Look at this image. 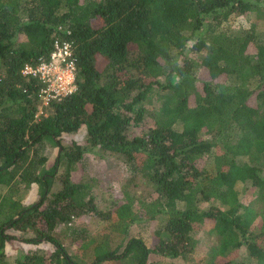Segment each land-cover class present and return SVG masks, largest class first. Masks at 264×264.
I'll return each mask as SVG.
<instances>
[{
  "label": "trees",
  "instance_id": "obj_1",
  "mask_svg": "<svg viewBox=\"0 0 264 264\" xmlns=\"http://www.w3.org/2000/svg\"><path fill=\"white\" fill-rule=\"evenodd\" d=\"M249 14L264 23V0H0V264H264V26L230 20ZM55 40L76 88L37 115L42 83L21 70ZM91 149L131 175L105 208ZM137 220L152 247L128 236ZM14 240L53 249L9 261Z\"/></svg>",
  "mask_w": 264,
  "mask_h": 264
},
{
  "label": "rangeland",
  "instance_id": "obj_2",
  "mask_svg": "<svg viewBox=\"0 0 264 264\" xmlns=\"http://www.w3.org/2000/svg\"><path fill=\"white\" fill-rule=\"evenodd\" d=\"M230 18L234 24H243L248 27L251 24H256L257 26H264V23L260 19H256L253 14L247 16H235ZM45 105L40 101L39 111L37 115H40L43 111ZM64 143H70L75 141L80 144L85 142V132L80 131L74 134H65L62 136ZM56 147L46 144L45 153L49 157H53L56 152ZM85 176L94 185V193L96 199L99 202V205L103 208L109 206L110 203L122 196V189L129 182L131 177L130 172L126 169V166L112 156L103 154L98 149H91L84 156L83 160ZM133 182L135 185L130 184V188L137 193H140L145 186L139 178H135ZM23 203L29 204L37 199L38 196V187L33 184L27 191L24 193ZM104 202V203H103ZM79 225H82L88 231H93L96 228V220L92 219L90 216H84L76 221ZM153 225L148 220H137L128 228V236L140 237L142 238L148 247H152L154 243L153 239ZM208 232H199L198 238L200 244L198 245L197 255L199 256L203 253V250L207 249L212 243L209 236L206 234ZM65 245L69 247L70 250H76V245H72L69 239L65 240ZM38 249H53L52 246L48 243H41L38 245L26 244L20 241L14 240L6 243L5 252L7 259L13 261L15 259H20L22 256L30 251ZM198 257V256H195ZM158 258L155 255L150 256V260H157ZM164 264H170V261L167 259H162ZM176 264H182V261H175ZM105 264H116L107 262Z\"/></svg>",
  "mask_w": 264,
  "mask_h": 264
},
{
  "label": "built area",
  "instance_id": "obj_3",
  "mask_svg": "<svg viewBox=\"0 0 264 264\" xmlns=\"http://www.w3.org/2000/svg\"><path fill=\"white\" fill-rule=\"evenodd\" d=\"M21 72L25 76L35 77L41 81L39 98L45 106L52 100H59L70 94L76 88L75 65L67 42L55 40L48 61L36 65L25 64Z\"/></svg>",
  "mask_w": 264,
  "mask_h": 264
}]
</instances>
